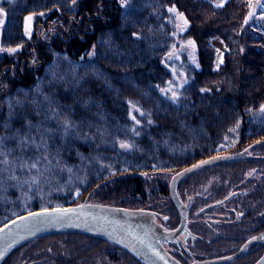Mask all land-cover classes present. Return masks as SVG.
Returning a JSON list of instances; mask_svg holds the SVG:
<instances>
[{"label": "trees", "instance_id": "16d2710c", "mask_svg": "<svg viewBox=\"0 0 264 264\" xmlns=\"http://www.w3.org/2000/svg\"><path fill=\"white\" fill-rule=\"evenodd\" d=\"M256 1L25 0L16 14L7 10L13 23L0 39V161L8 160L0 163V227L83 203L177 220L160 177L264 139V31L249 16ZM38 26L45 40L32 34ZM215 43L223 47L219 60ZM172 45H192L195 54L176 103L161 93ZM251 152L263 158L264 145ZM210 170L200 172L206 190ZM36 172L38 184H28ZM155 177L160 182L148 186ZM201 191L187 196L198 203ZM109 263L139 264L105 240L66 232L26 242L1 264Z\"/></svg>", "mask_w": 264, "mask_h": 264}, {"label": "flooded vegetation", "instance_id": "af4514ba", "mask_svg": "<svg viewBox=\"0 0 264 264\" xmlns=\"http://www.w3.org/2000/svg\"><path fill=\"white\" fill-rule=\"evenodd\" d=\"M222 155L231 154H218L215 157ZM255 160L264 163V157H245L200 169L205 171L212 168L210 171L213 179L210 180L208 190L204 189L205 173L191 174L180 180V192L183 195L178 200L186 207L185 227L177 238L158 242L174 263L181 261L179 264H198L222 260L237 255L242 247L243 251L237 257L218 264H255L261 258L264 244L251 241L252 237L264 240L260 238L264 237V171L258 172L263 167L253 168L254 172L246 174L250 170L248 166ZM232 169L235 173L229 175L228 171ZM195 185L197 189H193ZM192 190H202L195 196L198 197V203L187 196ZM174 208L177 220L164 217L162 228H159L161 222L159 224L154 220L164 234L174 232L181 223V215Z\"/></svg>", "mask_w": 264, "mask_h": 264}, {"label": "water", "instance_id": "95a60500", "mask_svg": "<svg viewBox=\"0 0 264 264\" xmlns=\"http://www.w3.org/2000/svg\"><path fill=\"white\" fill-rule=\"evenodd\" d=\"M261 144H264V139L252 144L238 154L205 159L175 173L170 181L169 191L172 202L181 215V223L177 230L172 233L164 234L160 231L151 218L147 217L146 212L143 211L92 204L38 210L17 217L0 227V229H4L0 231V251L4 252L3 258H0V264L14 249L28 241L50 234L66 232L82 233L105 240L127 252L140 264H175L159 246L157 238L159 237L161 240L175 239L185 227L186 207L180 204L176 196L175 185L177 181L212 164L244 159L249 150ZM205 161L207 163H203ZM189 169L191 171H188ZM33 213L42 214L36 216L32 215ZM56 217L62 218L56 219ZM144 219H147L146 222L148 223L143 221ZM147 226L154 228L158 237L152 236L146 230ZM253 241H260L264 244V240L256 239L251 242ZM243 248L233 257L203 261L198 264L228 262L241 254ZM255 264H264V252Z\"/></svg>", "mask_w": 264, "mask_h": 264}, {"label": "rangeland", "instance_id": "374dc122", "mask_svg": "<svg viewBox=\"0 0 264 264\" xmlns=\"http://www.w3.org/2000/svg\"><path fill=\"white\" fill-rule=\"evenodd\" d=\"M212 1H214L217 4H220L224 0H212ZM24 2H25V0H0V8L3 9V15H0V39H1V35L4 32L9 31V27L13 23V22L11 23L12 19H9V23H8V11L7 10L12 11V12L14 11V14H16L17 12H19V10L21 9L20 6L23 5ZM262 4H264V0H258V1L254 2V3H252V6H251L252 7V9H251L252 15L251 16L253 17V20H254L255 24L257 25V27H259L261 30L264 31V14H259V13H261L262 10H264V8L259 6V5H262ZM249 20L252 21L251 19H249ZM25 21H26L25 24H27V25H30L33 22L32 19L30 21L29 20H25ZM40 26L42 27L43 25H40ZM41 27L38 26L39 29L34 28L36 30L33 29V32H32V34H35V37L38 39V41H40V39H42V40L46 39L44 34H43V32L40 31ZM47 32H48V30H47ZM215 46H216V49H217L216 50V56H217L216 59L219 60V58L221 56V53L223 51V47L221 45H219V44H216V43H215ZM0 49H2V50H0V55H1V53L4 52V49L2 48V44L1 43H0ZM194 57H195V54L193 53L192 45H189V46H186V47H182V48L181 47H176L174 45H172L170 47L169 52L166 54L165 59H164V67L166 69V74L170 78V82L161 91L162 96H164L167 100L173 101V99H172L173 91H175L176 94H177L178 91L186 84L185 83L186 78H185L182 70H183L184 67H186V66L190 65V63L194 62V59H195ZM176 98H177V95H176ZM251 145H249V146H251ZM261 145H264V144H261ZM261 145H258V146L254 147V148L257 149ZM249 146H247L246 148H248ZM254 148H252V149H254ZM252 149L250 150V152L248 151L245 154V156L247 158L248 157H256L257 156L255 153L251 152ZM235 154H238V153H235ZM201 161H203V160H201ZM261 161L257 162L255 160L254 162H252L251 165L248 166V168L250 170L246 174L254 172L253 168H256V167L259 168L260 166H262L263 169L260 170V171H258V170L257 171L258 172L264 171V163H261ZM210 166H213V164L210 165ZM213 168L216 169L217 167H213ZM200 172H203V171H200V169H199V170L194 171L193 173H190L188 175L195 174V173H200ZM232 172L235 173V170L232 169V170H230V172L228 171V174L230 175ZM173 176H174V174L171 175V176H169V174H165L162 177H160V176H157V177H160L159 180L161 179L160 181L162 183H164V185H166V186L168 185V191H169L170 181H171ZM187 176H185V177H187ZM185 177H183V178H185ZM150 178H152V177L150 176L149 180H151ZM183 178H181L180 180H182ZM34 179H35V182H33ZM27 180L29 181L28 184H31V185L35 186L36 184H38L37 183L38 182V173L37 172L36 173H30V176H28ZM152 180H154V181L147 182L148 186L150 184L153 185V184H156V183L160 182L159 180L156 179V177L153 178ZM180 180L177 181V183L175 185V188L178 185V183L180 182ZM42 185L45 186L46 184H42ZM169 193H170V191H169ZM134 211H143V210H134ZM143 212H145V211H143ZM146 214H147V217H150L153 222L155 220L159 224H160V222L163 219L162 216H158V215H156L154 213L149 215L146 212ZM152 216H156V218L154 219ZM143 221L146 222L147 219H144ZM146 223H148V222H146ZM160 226L161 227H159V228H162V226H164V223L161 222ZM146 230L148 232H150L152 234V236L158 237L156 235H153L154 232H155V234H157V232L151 226H147ZM72 239H74V238H72ZM157 240L159 242L161 239L158 237ZM74 241L76 243H79L77 239H75ZM160 245L162 247V244H160ZM119 256L120 257H124L121 253H119ZM179 263H181V261H178L177 263L175 262V264H179ZM109 264H111V263H109Z\"/></svg>", "mask_w": 264, "mask_h": 264}, {"label": "snow or ice", "instance_id": "6c2138e0", "mask_svg": "<svg viewBox=\"0 0 264 264\" xmlns=\"http://www.w3.org/2000/svg\"><path fill=\"white\" fill-rule=\"evenodd\" d=\"M76 2V0H73V3H75ZM124 2H125V0H121V4H122V6H124ZM223 6V3H220V4H216L215 5V7H222ZM260 7H262V8H264V4H262V5H259ZM169 11L170 12H174L175 11V8L174 7H172V8H169ZM0 15H3V9L2 8H0ZM252 15V13H249V16H251ZM179 16H180V18L181 19H183V14L182 13H180L179 14ZM32 19V17H27L26 18V20H31ZM187 24H188V21L185 19L184 20V25H185V27H187ZM29 33V30L26 28V30H25V34L27 35ZM188 43L189 44H193V46H194V42L193 41H188ZM0 50H2V49H0ZM17 49H7V51H9V52H15ZM92 53H89V55H91ZM185 83H187V81H185ZM201 91H204V89H202ZM176 92L175 91H173V93H172V99H173V103H176ZM260 111L261 112H264V105H261V108H260ZM141 115H143V113H141ZM134 120H135V117L133 116L132 117ZM136 123L138 124L139 123V121L137 120L136 121ZM149 123H151V120H149ZM64 128H65V132L67 133L68 131H69V129L71 128V124H70V122H68V121H65V124H64ZM137 135L139 134L138 132L136 133ZM120 147L121 148H124V149H127V148H129L130 147V145L129 144H127V143H125V142H120ZM0 156H4V153L3 152H0ZM0 163H3V164H7L8 163V160H7V158L5 157L2 161H0ZM203 163H207V161H205V162H203ZM30 168H36L37 167V163H32V164H30V165H28ZM193 167H196V166H193ZM188 171H191V169H189ZM33 182H35V179L33 180ZM42 213H33L32 215H36V216H39V215H41ZM62 217H56V219H61ZM165 219H167V218H165ZM13 223H15L14 221H13ZM5 227H7V225H5ZM4 229H0V231H3ZM261 239H264V237H260ZM256 239H258L257 237H252V240H256ZM3 256H4V252H2V251H0V258H3Z\"/></svg>", "mask_w": 264, "mask_h": 264}, {"label": "bare ground", "instance_id": "6f19581e", "mask_svg": "<svg viewBox=\"0 0 264 264\" xmlns=\"http://www.w3.org/2000/svg\"><path fill=\"white\" fill-rule=\"evenodd\" d=\"M153 235H156V236H158L157 234H155V232H154V234Z\"/></svg>", "mask_w": 264, "mask_h": 264}]
</instances>
